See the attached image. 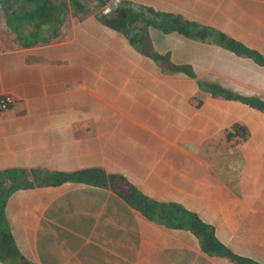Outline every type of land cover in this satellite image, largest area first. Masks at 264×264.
I'll return each instance as SVG.
<instances>
[{
  "label": "crops",
  "instance_id": "1",
  "mask_svg": "<svg viewBox=\"0 0 264 264\" xmlns=\"http://www.w3.org/2000/svg\"><path fill=\"white\" fill-rule=\"evenodd\" d=\"M53 1L68 8L60 22L32 16L33 3L6 10L0 93L13 100L0 111V169L122 174L148 197L194 211L234 253L264 264V111L196 82L264 98V65L149 27L153 49L216 76L165 71L100 10L80 18L68 13L69 0ZM110 1L107 10L121 0ZM127 1L180 13L264 53V0ZM5 212L17 247L36 264H236L205 252L190 229L146 217L110 186L19 188Z\"/></svg>",
  "mask_w": 264,
  "mask_h": 264
},
{
  "label": "trees",
  "instance_id": "2",
  "mask_svg": "<svg viewBox=\"0 0 264 264\" xmlns=\"http://www.w3.org/2000/svg\"><path fill=\"white\" fill-rule=\"evenodd\" d=\"M108 0H69L77 17L90 13L96 14ZM5 10L13 8L14 3H33L32 16L41 17L44 23L60 22L58 15L67 12L66 5H57L53 0H2ZM118 7L99 16L102 21L121 31L131 44L141 53L158 61L165 71L196 77L195 70L189 63H174L169 53H160L153 49L149 27L162 32L177 31L186 37L216 43L233 53L250 57L254 62L264 65V53L250 47L242 40L211 25L200 24L183 17L180 13L155 9L149 5L136 4L127 0L119 1ZM95 11V12H94ZM9 17V16H8ZM54 21V22H53ZM199 88L212 95L236 99L251 107L264 111V98L254 94L236 92L221 83L205 78H197ZM66 180L82 181L100 186H110L132 206L139 209L146 217L158 220L168 227L188 228L198 238L200 247L209 254L229 257L236 264H260L234 253L220 241L212 224L201 219L197 213L178 202L159 201L145 195L133 183L119 173H106L103 168L94 166L71 171L51 170L42 167H7L0 169V260L10 264H36L25 257L17 247L10 230L5 212L9 194L19 188L55 185Z\"/></svg>",
  "mask_w": 264,
  "mask_h": 264
},
{
  "label": "rangeland",
  "instance_id": "3",
  "mask_svg": "<svg viewBox=\"0 0 264 264\" xmlns=\"http://www.w3.org/2000/svg\"><path fill=\"white\" fill-rule=\"evenodd\" d=\"M65 1H66L67 4H68V0H65ZM16 6L19 7V3H18V2L16 3ZM98 9H99V8H97L96 10H98ZM15 11H16V12L19 11V8H16ZM94 12H95V11H94ZM68 13H69V14L72 13L75 17L78 16V15H76V14L74 13V11H73L72 8H70V10H68ZM6 14H7V11H6L5 8L2 6L1 9H0V20H1V21H0V36H1L2 34H5V33L7 32V27H6L7 22H6V23L4 22ZM69 14H68V15H69ZM204 75H213V76H216V75H215L214 73H212V72L200 71V72H197L196 77H201V76H204Z\"/></svg>",
  "mask_w": 264,
  "mask_h": 264
},
{
  "label": "built area",
  "instance_id": "4",
  "mask_svg": "<svg viewBox=\"0 0 264 264\" xmlns=\"http://www.w3.org/2000/svg\"><path fill=\"white\" fill-rule=\"evenodd\" d=\"M3 6L2 0H0V9ZM12 97L9 94L6 93H0V111L5 109L11 102Z\"/></svg>",
  "mask_w": 264,
  "mask_h": 264
},
{
  "label": "water",
  "instance_id": "5",
  "mask_svg": "<svg viewBox=\"0 0 264 264\" xmlns=\"http://www.w3.org/2000/svg\"><path fill=\"white\" fill-rule=\"evenodd\" d=\"M111 2H112V1L108 2L107 5L103 6V7L100 9L99 12L103 13V12L106 11L107 9L112 8V7H111Z\"/></svg>",
  "mask_w": 264,
  "mask_h": 264
},
{
  "label": "flooded vegetation",
  "instance_id": "6",
  "mask_svg": "<svg viewBox=\"0 0 264 264\" xmlns=\"http://www.w3.org/2000/svg\"><path fill=\"white\" fill-rule=\"evenodd\" d=\"M115 8V7H114ZM111 10H109L108 12H110Z\"/></svg>",
  "mask_w": 264,
  "mask_h": 264
}]
</instances>
